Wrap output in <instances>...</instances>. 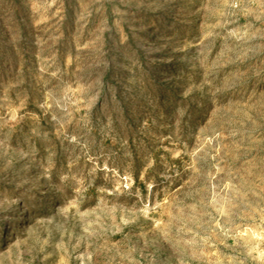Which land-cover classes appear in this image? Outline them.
<instances>
[{
	"label": "rangeland",
	"instance_id": "obj_1",
	"mask_svg": "<svg viewBox=\"0 0 264 264\" xmlns=\"http://www.w3.org/2000/svg\"><path fill=\"white\" fill-rule=\"evenodd\" d=\"M0 264H264V0H0Z\"/></svg>",
	"mask_w": 264,
	"mask_h": 264
},
{
	"label": "bare ground",
	"instance_id": "obj_2",
	"mask_svg": "<svg viewBox=\"0 0 264 264\" xmlns=\"http://www.w3.org/2000/svg\"><path fill=\"white\" fill-rule=\"evenodd\" d=\"M21 218V217H20Z\"/></svg>",
	"mask_w": 264,
	"mask_h": 264
}]
</instances>
